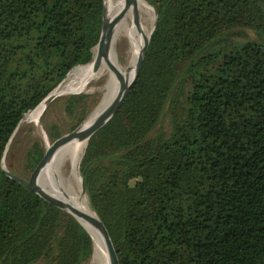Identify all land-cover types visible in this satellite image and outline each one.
Instances as JSON below:
<instances>
[{
    "label": "trees",
    "instance_id": "obj_1",
    "mask_svg": "<svg viewBox=\"0 0 264 264\" xmlns=\"http://www.w3.org/2000/svg\"><path fill=\"white\" fill-rule=\"evenodd\" d=\"M102 2L0 0V264L92 256L84 228L9 178L1 159L23 115L93 62ZM148 2L157 16L139 75L87 147L73 142L75 180L80 162L119 264H264V0ZM86 99L46 107L51 143L63 133L51 112H80L79 124ZM43 152L32 140L18 159L10 145L7 171L27 180Z\"/></svg>",
    "mask_w": 264,
    "mask_h": 264
},
{
    "label": "bare ground",
    "instance_id": "obj_2",
    "mask_svg": "<svg viewBox=\"0 0 264 264\" xmlns=\"http://www.w3.org/2000/svg\"><path fill=\"white\" fill-rule=\"evenodd\" d=\"M149 10V5L144 0L138 1L139 24L135 25L134 29L132 30L133 15L132 8L129 7L128 0H114L113 12L108 18L111 37L108 54L106 57L101 58L99 65L94 72L93 63H91L84 69L74 72L67 79L65 78L63 83L58 88L57 93L67 94L81 91L84 90L90 83L100 79H105L103 94L106 92V89L114 82L117 81V84L111 98L107 96L108 102L104 105V107L113 98H115L122 86H124L131 79L133 73H131V71L134 70V61L139 51L144 48L149 37L151 28L148 27L147 22H149L152 26V18L150 16ZM122 37H125L129 44V49L127 52L128 62L125 66H121L117 61V43ZM100 56V49L98 47L94 48L93 59L100 58ZM130 73L131 75L129 76ZM117 74H119L120 79L118 78ZM102 109H100L97 113L88 116V118L83 123L82 128L86 127L98 115V113H100ZM40 117L41 108H38L34 112L26 114V117L23 119L22 123L28 122L35 124ZM74 141L75 140L61 146V151L58 148L54 152L45 168L41 185H43L50 195L56 199L72 204L77 209L94 216L91 209L89 208L87 198L83 196V192L81 190V181L79 183L76 182L74 177L76 151L73 145ZM39 179L38 184L40 185ZM78 221L87 229L93 240L94 252L90 264H109L107 253L98 233L87 222L83 220Z\"/></svg>",
    "mask_w": 264,
    "mask_h": 264
},
{
    "label": "water",
    "instance_id": "obj_3",
    "mask_svg": "<svg viewBox=\"0 0 264 264\" xmlns=\"http://www.w3.org/2000/svg\"><path fill=\"white\" fill-rule=\"evenodd\" d=\"M138 1L139 0H128L129 7L132 8V15H133V23L135 25L139 24V13H138ZM150 5V4H148ZM156 11L154 10V21H153V26L151 28L149 37L145 43L144 48H142L135 61H134V70L132 73L131 79L124 85L122 86L121 90L119 93L116 95L115 98H113L101 111L98 113V115L84 128H82L83 124L75 128L73 131L66 133L62 135L60 138L57 140L53 141L51 144L46 145V148L44 149L43 156L40 159L39 163L37 166L34 168V170L31 172L27 180L20 178L16 175H13L7 169H5V157L8 152V149L11 145V142L19 129L20 125L22 124V121L26 114L23 115V118L17 125L15 131L11 135L6 147L5 151L2 155L1 159V165H2V171L9 176L13 181L17 182L18 184L22 185L24 188L28 189L29 191L33 192L36 194L39 198H41L43 201L46 203L54 206L55 208L59 209L60 211L66 213L67 215L71 216L77 223H79L84 230L89 234L87 229L81 224L78 220H83L87 222L100 236L105 251L108 256V262L109 264H119L116 252L114 250L112 241L109 237V234L103 225V223L97 218V216L94 214V216H91L79 209H77L75 206L72 204L62 202L55 197L51 196L50 193L44 188L43 185L38 184V179L39 176L42 172V170L48 165L52 155L54 152L60 148L61 146L67 144L68 142H71L73 140L77 142H86V147L87 143L90 140V138L95 135L100 129H102L111 119L112 117L116 114V112L121 108L123 103L125 102L129 91L133 84L135 83V80L137 79V76L139 75L140 68L142 65V61L149 43V38L150 35L152 34L154 27H155V21H156ZM110 43H111V37H110V27H109V21L106 17V9H105V0L102 2V18H101V28H100V34H99V40L97 45L94 48H99L101 52L100 58L93 59V72L96 70L97 66L99 65V62L101 58L106 57V55L109 52L110 49ZM93 48V49H94ZM78 67V66H76ZM75 68V67H74ZM70 73V72H69ZM68 73V74H69ZM67 74V75H68ZM66 75V76H67ZM118 78L120 79L119 74H117ZM66 78V77H65ZM65 78L61 81V83L52 91L50 92L33 110H31L28 113L34 112L38 108H41V115L43 114L44 110L46 107L56 98L61 97L64 95L63 93H57L58 88L60 85L63 83ZM81 91L77 92H71V94H78L81 93ZM27 113V114H28ZM80 181H81V190L85 194V189L82 183V179L79 173ZM91 241H92V255L94 252V245H93V240L91 235L89 234Z\"/></svg>",
    "mask_w": 264,
    "mask_h": 264
},
{
    "label": "rangeland",
    "instance_id": "obj_4",
    "mask_svg": "<svg viewBox=\"0 0 264 264\" xmlns=\"http://www.w3.org/2000/svg\"><path fill=\"white\" fill-rule=\"evenodd\" d=\"M144 1L147 4H149L148 0H144ZM149 9H150L149 13H150V16L152 18V26H153V21L155 18L154 17V8L151 5H149ZM147 25H148V27L152 28V26L149 22H147ZM134 26H135V24L133 23L132 24V27H133L132 30L134 29ZM128 49H129L128 41L125 37H122L117 43V61L121 66H125L128 62V57H127ZM104 84H105V79H100L98 81H94V82L90 83L81 93H78V94H83V95L87 96V99L84 100V102H83V106L85 107V109H88V110H87V114L85 115V118L81 121V123L77 124L79 119H80L79 110H78L79 113H77L76 115L67 116L66 114H64L62 107H59L56 110L54 109L51 112V116L49 117L48 122L60 124L62 126V129H63L62 135L71 132V131H68V129H71L73 126L76 125L78 127L81 124H83L85 122V120L88 118V116L97 113L108 102L106 92L103 94ZM78 94L67 93V94H64L58 98L63 101L70 96L78 95ZM58 98H56V99H58ZM32 140H40L42 145H43V148H46V145L51 144V142L48 140L43 128L41 127L39 120L35 124L27 122V123H22L20 125L19 129L17 130V132H16V134H15V136L11 142V150L13 152L14 157L20 159L22 157L23 152L26 150L28 144ZM61 148H60V151H61ZM78 154H79V151H75L74 166H75V163L77 161ZM16 165H19L18 161L16 162ZM45 168L43 169L41 176H40V179H39L40 185L42 183L41 180H42L43 175L45 173ZM80 168H81V164L79 166V173H80ZM5 169H7L6 165H5ZM83 196L86 197V195L84 193H83ZM91 258H92V256H91ZM91 258L86 264H90Z\"/></svg>",
    "mask_w": 264,
    "mask_h": 264
}]
</instances>
